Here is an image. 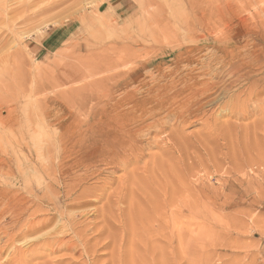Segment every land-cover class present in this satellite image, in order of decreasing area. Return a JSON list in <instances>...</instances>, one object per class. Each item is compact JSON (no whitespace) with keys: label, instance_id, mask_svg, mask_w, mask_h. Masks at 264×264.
I'll list each match as a JSON object with an SVG mask.
<instances>
[{"label":"rangeland","instance_id":"1","mask_svg":"<svg viewBox=\"0 0 264 264\" xmlns=\"http://www.w3.org/2000/svg\"><path fill=\"white\" fill-rule=\"evenodd\" d=\"M8 1L0 264H264V0Z\"/></svg>","mask_w":264,"mask_h":264},{"label":"bare ground","instance_id":"2","mask_svg":"<svg viewBox=\"0 0 264 264\" xmlns=\"http://www.w3.org/2000/svg\"><path fill=\"white\" fill-rule=\"evenodd\" d=\"M1 1V0H0ZM3 1V0H2ZM8 1V0H7ZM13 1V0H12ZM19 1V0H18ZM63 1V0H62ZM9 2V1H8ZM14 3L16 2V0L15 1H13ZM19 2H22V3H20V8H22V10H23V8L24 9H27L26 11H30L31 12V10H33L32 12V14L31 15H28V16H26L24 19H23V17L24 16H22L21 14H22V12L23 11H21V9L19 8V9H17L16 7H17V4H13L14 6H16L15 8L17 9V12L19 11V13H18V15H21V17L20 16H16L15 15V17H18L17 18V20L18 21H20L19 19H22V21H24V20H26V19H29V18H31V17H34V16H38V15H40V14H43V13H46V12H49L50 10H53V8H56L57 7V4H58V2H56V1H50V0H24V1H19ZM61 2V1H60ZM59 2V3H60ZM5 3H7V2H5ZM5 3H4V5H5ZM62 3V2H61ZM8 4V3H7ZM19 4V3H18ZM63 4V3H62ZM59 5V4H58ZM8 6V5H7ZM12 6V5H11ZM2 8H3V6H2ZM7 8V7H6ZM8 9V8H7ZM5 10V9H4ZM1 11V10H0ZM10 12H12L11 11V8H10V10H9ZM2 12H3V10H2ZM1 13V12H0ZM27 13V12H26ZM12 14H13V12H12ZM14 14H15V12H14ZM94 14V13H93ZM5 15V14H4ZM3 16V15H2ZM14 17V18H15ZM8 19V18H7ZM6 20V19H5ZM10 20V19H9ZM18 21H17V23H18ZM14 22H15V20H14ZM4 23V22H3ZM7 23V22H6ZM106 27V26H105ZM3 28V27H2ZM1 30V29H0ZM1 34V33H0ZM264 37V36H263ZM1 40V39H0ZM11 42V41H10ZM248 44V43H247ZM245 45H246V43H245ZM244 45V46H245ZM251 46V45H250ZM261 47H263V46H261ZM25 48V47H24ZM249 48V47H248ZM8 49V48H7ZM246 49H247V47H246ZM215 50V49H214ZM219 50V49H218ZM222 50V49H221ZM238 50V49H237ZM240 50H243V49H240ZM244 50H245V48H244ZM255 50H257V49H255ZM264 50V49H263ZM4 51V50H3ZM249 51V50H248ZM252 51V50H251ZM251 51L249 52V53H251ZM235 52V51H234ZM245 53L244 54H246V51H244ZM1 53V52H0ZM221 53V52H220ZM243 53V52H242ZM249 53H247L246 54V56L249 54ZM2 54H3V52H2ZM222 54V53H221ZM229 54H231V53H229ZM252 54V53H251ZM259 54V53H258ZM257 54V55H258ZM19 54L18 53H15L14 55H13V59L14 58H16V56H18ZM228 55V54H227ZM234 55H236V54H234ZM223 56V55H222ZM243 56H245V55H243ZM245 56V57H246ZM250 55H248V57H249ZM221 57V56H220ZM223 57H226V55H224ZM240 57H242V56H240ZM245 57H244V59H245ZM127 58V57H126ZM218 58V57H217ZM233 58V57H232ZM235 58H238V57H235ZM251 58V57H250ZM131 59H133L132 57H131ZM135 59V58H134ZM220 60H221V58H220ZM223 60V59H222ZM233 60V59H232ZM237 60V59H236ZM240 60V59H239ZM226 61V60H225ZM234 61V60H233ZM233 61H232V63H233ZM251 61V60H250ZM123 62V61H122ZM132 62V61H131ZM134 62V61H133ZM140 62V61H139ZM138 62V63H139ZM228 62V61H227ZM252 62V61H251ZM4 63V62H3ZM12 63V62H11ZM215 63H217V62H215ZM219 63V62H218ZM221 63V62H220ZM226 63V62H225ZM230 63H231V61H230ZM118 64V63H117ZM128 64V63H127ZM127 64H126V66H127ZM134 64V63H133ZM133 64H132V66H133ZM237 64V63H236ZM248 64H249V62L247 61V62H245V63H242V65H235V66H232L231 67V69H232V71H233V74H235V75H237V74H240V75H242L243 77L241 78V79H243L244 78V76H246V75H249L250 77H252L254 74L256 75H259V74H261V75H264V64L263 65H256V68H254V70H252V69H248L247 70V73H242L247 67H248ZM121 65V64H120ZM137 65V64H136ZM161 65V64H160ZM190 66V65H189ZM209 66H211V65H209ZM208 66V67H209ZM220 66V65H219ZM219 66H217V67H219ZM123 67V66H122ZM214 67V66H213ZM121 68V67H120ZM136 68H137V66H136ZM89 69V68H88ZM135 69V68H134ZM208 69H210V68H208ZM213 69V68H212ZM212 69H210V70H212ZM227 69H229L228 67H227ZM215 70V69H214ZM224 70H225V68H224ZM220 71H221V69H220ZM223 71V70H222ZM225 71H227V70H225ZM225 71H224V73H225ZM214 72V71H213ZM2 73V72H1ZM87 73V72H86ZM92 73H93V71H92ZM192 73V72H191ZM209 73V72H208ZM215 73H217V72H215ZM221 73V75H223L222 74V72H220ZM170 74V73H169ZM168 74V75H169ZM188 74V73H187ZM187 74H184V76L185 75H187ZM195 74V73H194ZM211 74H213L212 72H211ZM107 75H110V73L108 74L107 73ZM172 75V74H171ZM171 75H170V77H171ZM180 75V74H179ZM200 75V74H199ZM208 75V74H207ZM218 75H219V71H218ZM227 75V74H226ZM74 76V75H73ZM112 76V75H111ZM181 76V75H180ZM188 76V75H187ZM190 76V75H189ZM209 76V75H208ZM225 76V75H224ZM234 76V75H233ZM114 77V76H113ZM182 77V76H181ZM207 76H205L204 78H206ZM218 77V76H217ZM223 77V76H222ZM264 77V76H263ZM106 79H107V77H105ZM173 78V77H172ZM174 78H177V77H174ZM173 78V79H174ZM187 78V77H186ZM186 78H184L185 79V81H186ZM191 78V77H190ZM194 78V77H193ZM219 78V77H218ZM239 78V77H238ZM261 78H262V76H261ZM260 78V79H261ZM101 79H102V77H101ZM103 79H104V76H103ZM109 79V78H108ZM182 79V78H181ZM180 79V80H181ZM221 79V78H220ZM219 79V80H220ZM224 79V78H223ZM192 80V79H191ZM194 80L196 81V77L194 78ZM209 80V79H208ZM213 80V79H212ZM214 80H215V78H214ZM236 80V79H235ZM239 80H240V78H239ZM244 80V79H243ZM251 80V79H250ZM256 80V79H255ZM262 80V79H261ZM101 81V80H100ZM100 81H98V82H100ZM172 81V80H171ZM175 81H177V80H175ZM193 81V80H192ZM195 81H193V82H195ZM198 81V80H197ZM196 81V82H197ZM200 81V83H201V80H199ZM205 81V80H204ZM203 81V82H204ZM223 81V80H222ZM229 81V80H228ZM238 81V80H237ZM241 81V80H240ZM92 82V81H91ZM102 82V81H101ZM109 82V81H108ZM138 82H140V81H138ZM168 82H170V81H167V83ZM183 82H184V80H183ZM235 82V81H234ZM239 82V81H238ZM242 82V81H241ZM245 82V84H246V81H244ZM257 82V81H256ZM176 83V82H175ZM187 83V82H186ZM198 83V82H197ZM221 83V82H220ZM1 84V83H0ZM93 84V83H92ZM95 84V83H94ZM207 84V83H206ZM212 84V83H211ZM231 84V83H230ZM232 84H233V82H232ZM235 84V83H234ZM237 84V83H236ZM242 84V83H241ZM249 84V83H248ZM256 84V83H255ZM260 84V83H259ZM96 85H97V82H96ZM186 85H188V84H186ZM185 85V86H186ZM218 85V84H217ZM224 85V84H223ZM238 85V84H237ZM138 86V85H137ZM136 86V87H137ZM171 86V85H170ZM169 86V87H170ZM175 86V85H174ZM184 86V87H185ZM189 86V85H188ZM215 86V85H214ZM247 85H245V87H246ZM251 86V85H250ZM258 86V85H257ZM99 87V86H98ZM213 87V86H212ZM227 87V86H226ZM236 87V86H235ZM234 87V88H235ZM243 87V86H242ZM172 88V87H171ZM182 88V87H181ZM186 88V87H185ZM193 88V87H192ZM244 88V87H243ZM145 89V88H144ZM147 89V88H146ZM158 89V88H157ZM157 89H155V90H157ZM194 89V88H193ZM222 89H224V88H222ZM230 89V88H229ZM239 89H241V88H239ZM239 89H237L238 91H239ZM248 89V88H247ZM246 89V90H247ZM251 89V88H250ZM142 90V89H141ZM148 90V89H147ZM214 90V89H213ZM231 90V89H230ZM241 90H243V89H241ZM252 90H254V89H251V91ZM258 90V89H257ZM151 91V90H150ZM194 91V90H193ZM215 91H217V93H218V90H215ZM215 91L213 92V94L215 93ZM220 91H222L221 89H220ZM220 91H219V93H220ZM224 91V90H223ZM228 91V90H227ZM235 91H236V89H235ZM256 91V90H255ZM254 91V92H255ZM207 92V91H206ZM209 92H210V90H209ZM241 92V91H240ZM244 92V91H243ZM250 92V91H249ZM253 92V93H254ZM264 92V91H263ZM225 93H226V91H225ZM228 93V92H227ZM236 93V92H235ZM150 94V93H149ZM207 94V93H206ZM211 94V93H210ZM229 94H230V92H229ZM246 94V93H245ZM260 94V93H259ZM258 94V95H259ZM89 95H92V94H89ZM166 95V94H165ZM178 95V94H177ZM177 95H175V96H177ZM205 95V94H204ZM208 95V94H207ZM221 95H223L224 96V92H223V94H221ZM227 95V94H226ZM239 95V97H240V94H238ZM242 95V94H241ZM248 95V94H247ZM254 95V94H253ZM94 96V95H93ZM148 96V95H147ZM149 96H151V95H149ZM148 96V97H149ZM198 96V95H197ZM220 96V95H219ZM237 96V95H236ZM251 96V95H250ZM110 97V96H109ZM145 97V96H144ZM208 97V96H207ZM242 97V96H241ZM240 97V98H241ZM244 97H245V95H244ZM254 96H252V98H253ZM256 97H257V95H256ZM100 98V97H99ZM146 98V97H145ZM151 98V97H150ZM195 98V97H194ZM206 98V97H205ZM212 98V97H211ZM221 98V97H220ZM226 98V97H225ZM229 98V97H228ZM227 98V99H228ZM238 98V97H237ZM250 98V97H249ZM248 98V99H249ZM260 98V97H259ZM153 99H155V97H153ZM209 99V98H208ZM213 99V98H212ZM226 99V100H227ZM242 99H243V97H242ZM254 99V98H253ZM98 100V99H97ZM174 100V99H173ZM218 100H220V99H218ZM235 100V99H234ZM258 100V99H257ZM262 100V99H261ZM224 101V100H223ZM228 101V100H227ZM230 101H231V99H230ZM239 101V100H238ZM253 101V100H252ZM256 101V100H255ZM82 102V101H81ZM159 102V101H158ZM236 102V101H235ZM242 102V101H241ZM88 103V102H87ZM153 103V102H152ZM212 103V102H211ZM223 103V102H222ZM222 103H220V104H222ZM225 103H226V101H225ZM227 103H229V102H227ZM226 103V104H227ZM239 103V102H238ZM245 103V102H244ZM243 103V104H244ZM252 103V102H251ZM232 104V103H231ZM240 104V103H239ZM259 104V103H258ZM260 104H262V103H260ZM79 105V104H78ZM148 105V104H147ZM233 105V104H232ZM146 106V105H145ZM149 106V105H148ZM211 106H212V104H211ZM215 106H217V105H215ZM225 106V105H224ZM229 106H230V104H229ZM250 106H251V104H250ZM110 107V106H109ZM218 107V106H217ZM223 107V106H222ZM238 107V106H237ZM243 107V106H242ZM111 108V107H110ZM117 108H118V106H117ZM219 108V107H218ZM230 108V107H229ZM257 108V107H256ZM260 108V107H259ZM146 109V108H145ZM149 109V108H148ZM183 109H184V107H183ZM224 109H225V107H224ZM242 109V108H241ZM253 109V108H252ZM121 110V109H120ZM125 110V109H124ZM153 110V109H152ZM161 110V109H160ZM180 110V109H179ZM204 110V109H203ZM245 110V109H244ZM251 110V109H250ZM259 110V109H258ZM262 110V109H261ZM130 111V110H129ZM132 111V110H131ZM133 111H134V109H133ZM138 111V110H137ZM136 111V112H137ZM140 112H141V110H139ZM164 111H165V109H164ZM230 111V110H229ZM240 111V110H239ZM252 111V110H251ZM254 111V110H253ZM263 111V110H262ZM139 112V113H140ZM143 112H144V109H143ZM149 112V111H148ZM153 112V111H152ZM152 112H150V113H152ZM171 112V111H170ZM177 112V111H176ZM225 112V111H224ZM250 112V111H249ZM264 112V111H263ZM147 113V112H146ZM230 113V112H229ZM240 113H243V112H240ZM83 114V113H82ZM135 114V113H134ZM136 114H138V113H136ZM172 114H174V112L172 113ZM175 114H177V113H175ZM179 114V113H178ZM230 114H232V113H230ZM238 114V113H237ZM89 115V114H88ZM169 115V114H168ZM198 115V114H197ZM200 115V114H199ZM202 115V114H201ZM244 115V114H243ZM107 116V115H106ZM129 116V115H128ZM133 116V115H132ZM146 116V115H145ZM162 116V115H161ZM166 116V115H165ZM203 116V115H202ZM233 116H234V114H233ZM240 116H241V114H240ZM248 116V115H247ZM142 117H144V116H142ZM167 117V116H166ZM170 117V116H169ZM169 117H167V118H169ZM172 118V117H171ZM181 118V117H180ZM195 118V117H194ZM203 118V117H202ZM239 118V117H238ZM125 119V118H124ZM132 119V118H131ZM162 119L163 118H161V120L160 121H162ZM156 120V119H155ZM167 120V119H166ZM169 120V119H168ZM171 120V119H170ZM129 121V120H128ZM141 121V120H140ZM165 121V120H164ZM196 121V120H195ZM208 121V120H207ZM163 122V121H162ZM166 122V121H165ZM167 122H169V121H167ZM166 122V123H167ZM123 123V122H122ZM129 123V122H128ZM131 123V122H130ZM134 123H135V120H134ZM158 123V122H157ZM178 123V122H177ZM180 123V122H179ZM115 124V123H114ZM117 124V123H116ZM119 124V123H118ZM124 124V123H123ZM122 124V125H123ZM141 124V123H140ZM159 124H161V123H159ZM126 126V125H125ZM184 126V125H183ZM123 127H124V125H123ZM150 127V126H149ZM155 127H157V125H155ZM159 127V126H158ZM157 127V128H158ZM152 128H154L153 126H152ZM116 129H117V127H116ZM143 129V128H142ZM145 130V129H144ZM147 130V129H146ZM150 131V130H149ZM157 131V130H156ZM116 132H118V131H116ZM122 132V131H121ZM120 132V133H121ZM142 132H144L143 130H142ZM146 133V132H145ZM150 133V132H149ZM161 133V132H160ZM148 134V133H147ZM113 135V134H112ZM114 135H115V133H114ZM117 135V134H116ZM138 135H140V133L139 134H137V135H134V136H138ZM142 135H144V134H142ZM121 136H122V134H121ZM124 136H126V135H124ZM141 136V135H140ZM118 137V136H117ZM120 137V136H119ZM127 137V136H126ZM139 137V136H138ZM116 138V137H115ZM121 138V137H120ZM119 138V139H120ZM141 138H142V136H141ZM132 141V140H131ZM130 142V141H129ZM121 143H123V142H121ZM115 144V143H114ZM117 144V143H116ZM132 144V143H131ZM119 145V144H118ZM133 146V145H132ZM137 146V145H136ZM108 147V146H107ZM111 147L109 146V149H110ZM132 148H134V147H132ZM129 149H131V148H129ZM145 149V148H144ZM113 150V149H112ZM111 150V151H112ZM126 150V149H125ZM119 151V150H118ZM117 151V152H118ZM121 151V150H120ZM128 151V150H127ZM117 152H115V153H117ZM122 152V151H121ZM109 153V152H108ZM112 153V152H111ZM114 153V154H115ZM120 153V152H119ZM135 153V152H134ZM106 154H107V152H106ZM118 154V153H117ZM138 154V153H137ZM112 155V154H111ZM129 155V154H128ZM135 155H136V153H135ZM134 155V156H135ZM141 155V154H140ZM121 156L122 155H120L119 156V158L121 159ZM131 156V155H130ZM137 156V155H136ZM142 156V155H141ZM143 157V156H142ZM105 158H106V155H105ZM107 158H108V155H107ZM114 158H115V155H114ZM127 158H128V156H127ZM139 158H140V156H138V160H139ZM116 159V158H115ZM132 159H134V158H132ZM45 160H47V159H45ZM44 160V161H45ZM107 160H110V159H107ZM106 160V161H107ZM117 160V159H116ZM119 160V159H118ZM129 160V159H128ZM128 160H125V161H128ZM141 160V159H140ZM111 161V160H110ZM124 161V160H123ZM121 162V161H120ZM48 163V162H47ZM109 163V162H108ZM111 163H112V161H111ZM111 163H109L110 164V166H114L115 164V162L114 163H112V165H111ZM122 163V162H121ZM130 163V162H129ZM128 163V164H129ZM114 164V165H113ZM125 164V163H124ZM123 164V165H124ZM48 165H49V163H48ZM48 165H46V166H48ZM121 165V164H120ZM122 166V165H121ZM55 167H56V165H55ZM54 167V168H55ZM124 167V166H123ZM122 167V168H123ZM42 168H44V165H43V167ZM49 168L50 167H48V169H46V167H45V169L46 170H49ZM119 168V167H118ZM122 168H120V170L122 169ZM126 168V167H125ZM55 169H57V168H55ZM54 169V172L56 171ZM60 168L58 167V169H57V171L56 172H58V170H59ZM61 170V169H60ZM123 170H126V169H123ZM49 171H53L52 169H50ZM63 171V170H62ZM72 172H75V171H72ZM71 172V173H72ZM50 173H53V172H50ZM59 173V172H58ZM70 173V172H69ZM56 174V173H55ZM54 173H53V175H55ZM73 174V173H72ZM47 175V174H46ZM65 175H66V173H65ZM64 175V177L66 178V176ZM74 175V174H73ZM52 175H50V177H51ZM77 176V175H76ZM80 176V175H79ZM55 177H57V176H55ZM62 177V176H61ZM70 177V176H69ZM72 177V176H71ZM70 177V178H71ZM75 177V176H74ZM82 177V176H81ZM80 177V178H81ZM49 178V177H48ZM69 178V179H70ZM79 178V177H78ZM83 178H84V176H83ZM72 179V178H71ZM77 179V178H76ZM75 179V180H76ZM51 180V179H50ZM56 179H54V180H52V181H55ZM64 180V179H63ZM73 180V179H72ZM84 180V179H83ZM52 181H51V183H52ZM80 181V180H79ZM85 181V180H84ZM55 182H57V181H55ZM60 182H61V179H60ZM64 182V181H63ZM75 183H72V187H73V184H76V181H74ZM81 182H82V179H81ZM54 183V182H53ZM55 184V183H54ZM63 184H65V183H63ZM59 185V184H58ZM65 186V185H64ZM71 186H69L70 188H71ZM66 187V186H65ZM64 187V188H65ZM77 187V186H76ZM53 188V187H52ZM67 188V187H66ZM69 188V189H70ZM78 188V187H77ZM81 188V187H80ZM73 189H75V187L73 188ZM71 191H72V189H70ZM74 191V190H73ZM66 192V191H65ZM69 192V191H68ZM70 193V192H69ZM81 193V192H80ZM83 193V192H82ZM65 194V193H64ZM67 194V193H66ZM86 194V193H85ZM97 194V193H96ZM103 194V193H102ZM69 195V194H68ZM73 195V194H72ZM75 196V195H74ZM77 196H78V194H77ZM91 196V195H90ZM97 196V195H96ZM102 196H105V195H102ZM67 197V196H66ZM106 197V196H105ZM73 198V197H72ZM77 198V197H76ZM99 198V197H98ZM97 198V199H98ZM103 198V197H102ZM49 200V199H48ZM71 200V199H70ZM81 200H83V199H81ZM100 200V199H99ZM26 201V200H25ZM24 201V202H25ZM49 201H52V200H49ZM73 201H74V199H73ZM28 202V201H27ZM27 202L25 203L26 205H27ZM87 202V201H86ZM55 203V202H54ZM74 203H76V202H74ZM85 203V202H84ZM24 204V205H25ZM28 204H29V202H28ZM85 204H87V203H85ZM29 206V205H28ZM28 206H25L24 208H25V212H26V210L27 211H29V207ZM69 206V205H68ZM54 208L56 207L55 205L53 206ZM58 207V206H57ZM72 207V206H71ZM69 208V207H68ZM74 208V207H73ZM72 208V209H73ZM58 209V208H57ZM55 210V209H54ZM66 211V210H65ZM68 211V210H67ZM99 211V210H98ZM24 212V211H23ZM56 212V211H55ZM69 212H71V211H69ZM27 213V212H26ZM31 213H33V212H31ZM36 213V212H35ZM39 213V212H38ZM30 214V213H29ZM29 214L27 213V217H25V218H27L28 219V216H29ZM37 214V213H36ZM63 214V213H62ZM74 214H76V213H74ZM25 216V215H24ZM37 216V215H36ZM79 216V215H78ZM32 217V216H31ZM62 217H64L63 215H62ZM68 217V216H67ZM29 218H30V216H29ZM69 219V218H68ZM67 219V220H68ZM71 219V218H70ZM31 220V221H30ZM30 220H26L25 221V219H24V217H23V221H25L26 222V224L24 223V229L25 230H27V231H29V230H31V229H34V228H32V226H34L35 224H36V222L38 221V220H36V222L34 223V225H33V223H32V219L30 218ZM62 220V219H61ZM72 220V219H71ZM34 221V220H33ZM40 222H43V221H41V219L39 220ZM69 221V220H68ZM75 221H77V220H75ZM74 221V222H75ZM67 221H65V223H66ZM38 223V222H37ZM60 223H61V221H60ZM94 223V222H93ZM39 225H40V223H38ZM59 224V223H58ZM67 224H68V222H67ZM70 224V223H69ZM71 224H72V222H71ZM36 226H38L37 224H36ZM62 226H64V224L62 223ZM69 226V225H68ZM67 226V227H68ZM105 226H106V224H105ZM59 228V227H58ZM64 228H66L65 226H64ZM107 228V227H106ZM68 229H70V228H68ZM73 229V228H72ZM71 229V230H72ZM108 229V228H107ZM106 229V230H107ZM57 230V229H56ZM66 231H69V230H67V229H65ZM70 230V231H71ZM59 231V230H58ZM69 231V232H70ZM64 232V231H63ZM62 232V233H63ZM74 232H75V230H74ZM73 231H72V233H74ZM108 231H106V233H107ZM61 233V232H60ZM65 233V232H64ZM55 234H57V233H55ZM54 234V235H55ZM108 234H110V233H108ZM59 235V234H58ZM57 235V236H58ZM62 235V234H61ZM81 235V234H80ZM79 236V235H78ZM83 236V235H82ZM76 237H77V234H76ZM86 237V236H85ZM111 238V237H110ZM52 239H55L54 237H52ZM57 239V238H56ZM59 239L60 238H58V242H57V244H60L59 243ZM64 239V238H63ZM81 239H83V238H81ZM60 240H62V239H60ZM84 240V239H83ZM86 240V239H85ZM109 240V239H108ZM112 240H115L114 238L112 239ZM111 240V241H112ZM53 241V240H52ZM55 241H57V240H55ZM55 241H53V244L54 243H56ZM64 241V240H63ZM82 241V240H81ZM62 242V241H61ZM75 242V241H74ZM80 242V241H79ZM85 242H87V241H85ZM52 243V242H51ZM74 244V243H73ZM86 244V243H85ZM48 245H49V243H48ZM78 245H79V243H78ZM88 245V244H87ZM57 246H59V245H57ZM76 247H78V246H76ZM76 247H73V248H75L76 249ZM57 248V247H56ZM54 250H55V248H53ZM59 249V248H58ZM52 250V249H51ZM57 250V249H56ZM56 252V251H55ZM1 253H2V251H1ZM116 264V263H115Z\"/></svg>","mask_w":264,"mask_h":264}]
</instances>
